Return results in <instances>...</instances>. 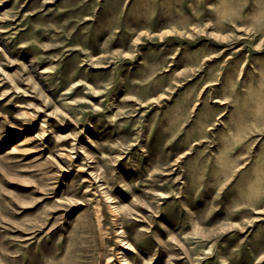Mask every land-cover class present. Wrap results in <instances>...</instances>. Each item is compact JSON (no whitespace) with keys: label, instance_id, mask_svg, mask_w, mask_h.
Wrapping results in <instances>:
<instances>
[{"label":"rangeland","instance_id":"obj_1","mask_svg":"<svg viewBox=\"0 0 264 264\" xmlns=\"http://www.w3.org/2000/svg\"><path fill=\"white\" fill-rule=\"evenodd\" d=\"M0 264H264V0H0Z\"/></svg>","mask_w":264,"mask_h":264},{"label":"bare ground","instance_id":"obj_2","mask_svg":"<svg viewBox=\"0 0 264 264\" xmlns=\"http://www.w3.org/2000/svg\"><path fill=\"white\" fill-rule=\"evenodd\" d=\"M95 19H96V18H95ZM112 42H113V41H112ZM110 43H111V42H110ZM112 44H113V43H112ZM105 50H106V49H105ZM105 50H104V51H105ZM91 54H92V52H91ZM118 56H119V55H118ZM68 76H69V75H68ZM70 77H71V76H70ZM68 79H69V78H68ZM71 80H72V79H71ZM71 80H70V81H71ZM67 81H68V80H67ZM70 81H69V82H70ZM158 88H159V87H158ZM160 89H161V88H160ZM157 91H158V89H157ZM157 91H156V92H157ZM161 91H162V90H161ZM159 102H160V101H159ZM239 199H240V198H239ZM244 200H245V199H244ZM239 201H240V200H239ZM242 202H243V201H242ZM241 211H242V210H241ZM234 216H235V215H234Z\"/></svg>","mask_w":264,"mask_h":264}]
</instances>
